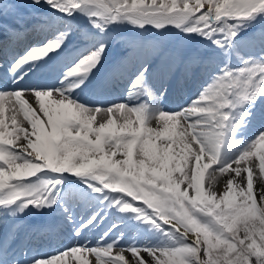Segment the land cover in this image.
<instances>
[{
  "label": "snow or ice",
  "instance_id": "6c2138e0",
  "mask_svg": "<svg viewBox=\"0 0 264 264\" xmlns=\"http://www.w3.org/2000/svg\"><path fill=\"white\" fill-rule=\"evenodd\" d=\"M42 3L57 16V27L8 60L12 87L0 88V264H70L69 256L79 264H264V187L254 192L253 184L257 161L264 175V128L251 141H233L264 100V27L249 32L264 24V0H31L28 7ZM24 10L17 0H0V16L14 17L11 25L0 23L7 40L30 30ZM78 18L82 25L73 23ZM122 25L151 27L159 35L125 36L117 31ZM171 28L224 57L196 98L174 112L145 101L158 99L154 78L179 83L199 62L159 39ZM114 41L127 54L106 62ZM239 45L250 49L246 56ZM3 52L8 55L7 43ZM233 53L238 67L231 64ZM56 58L65 60L57 85L25 83L32 69ZM90 77L98 90L114 78L127 79L135 103L105 108L103 101L96 107L81 102L76 89ZM152 120L158 127L149 125ZM233 143L238 147L222 163L221 150ZM117 154L123 159H114ZM212 165L211 172L230 177L219 193L202 184ZM69 191L90 209L79 220V201L70 203ZM32 209L62 211L77 244L51 258L30 257L28 238L10 230L6 218ZM101 224L106 228L95 247L79 243ZM127 230L137 238L113 256Z\"/></svg>",
  "mask_w": 264,
  "mask_h": 264
},
{
  "label": "bare ground",
  "instance_id": "6f19581e",
  "mask_svg": "<svg viewBox=\"0 0 264 264\" xmlns=\"http://www.w3.org/2000/svg\"><path fill=\"white\" fill-rule=\"evenodd\" d=\"M25 3L27 5H30L31 1H25ZM25 3H23V4H25ZM42 5H43V3L38 7H31V8L37 9L38 11L36 10V13L30 15L29 19H31V20L29 21V23H32L31 25H33L35 22V24L32 26L33 28L35 27L34 29H32L34 31L36 28L40 31L41 28H39V25H41L44 27V29H43L44 31H48V33H51V32H53L54 28L57 27V24L55 25V21L57 20V16L52 14V11L50 9H48V10L44 9L45 6L44 5L42 6ZM53 15H54V18H53ZM52 19H54V20H52ZM10 21H13V22L12 23L9 22L10 23V24L8 23L9 25L14 23V19H12ZM43 30H41V31H43ZM28 32L24 33L23 35H21L18 39L14 40V41L13 40L7 41V39H4V38H6L4 36V34L0 33V38H1L0 39V57L3 58V59H0V61H7L6 58L8 57V55H11L12 53L18 52V49L20 47L24 46V42L22 41V39L25 41H30V44L32 45L36 42V40L38 38H40V37L37 38L36 36H33L31 38L29 36ZM28 37H30V38H28ZM5 43H7V52H8L7 56H5L4 52H3V47H4ZM25 45H26L25 48H27L28 47L27 43ZM122 48L123 47H121V45L118 42L110 43L109 48L107 50L106 62H110L114 58H117L118 54H119V56L124 55V53L126 55L127 52H123ZM199 48H200L199 52H201V47L199 46ZM66 54H68V53H65V56H66ZM64 61H65L64 58H56L47 64H42L39 68H34V70H36L37 73L34 74V76L32 78V79H34L33 82H31L29 84L40 83V84L49 85V86L57 85L59 82V77H60L59 74H61V72H62L61 71L62 63ZM220 61H221L220 58L214 57V61L211 62L212 65L210 68L214 67L215 64L219 63ZM1 63H0V65H1ZM204 64H205V60H200L198 63L193 64V66H192L193 71L198 68L195 71V72H198V74H199L197 76V78H200L201 76L203 77L205 75L206 76L208 75V72H207L208 69H206L204 67ZM0 68H1V66H0ZM5 73L6 74H4V76L0 75V81L2 82L0 85L5 83V81H8V79H11L10 73H8V72H5ZM167 78H169L167 81L165 79L161 80L160 82L153 80L154 87L152 90H153L154 96L157 97L158 99L145 98V101L154 110L160 109V110H164V111L174 112V110L176 111V108H177V111H179L181 108L187 107L188 104L190 103V101L192 100V99H189V97L193 96V99H195L196 95H197V91L199 89H201V86L204 83L202 81L198 82L197 88H195L193 91L192 90L189 91L190 88H188V87L184 88V86L182 85L183 80L179 83L176 80L175 88H172L173 79H176V78H173V77H167ZM186 78H191V75L186 76L183 79H186ZM88 82H89V80L86 81L84 86H82L83 91H86V89H84V88H88V87H90L92 89V87L90 85H86ZM187 83L192 84V81L190 80ZM160 84L163 85L162 88H164V91L162 89H160V90L158 89L157 86H160ZM127 86H128L127 79H125V78H114L111 85L104 89L105 95H112V97H109V98L107 97L106 99L102 100L104 103L100 106L106 108V107L110 106V104L112 102H115V101L117 103H129L130 105L134 104L135 101L129 99L128 92H127ZM94 90L98 91V94H100V92H101V90H98V89H94ZM161 93H164L163 96H161ZM113 95H116V96H113ZM167 95H170V97H173V99L172 98L169 99L168 97H166V98H168L167 100H169V102H167L164 99L165 96H167ZM26 98L29 99L30 102H32L31 97H26ZM81 99H82L81 102H89L91 104V106H93V107L98 106V104L100 102V101H92V99H89V98H86V99L81 98ZM142 102H144V101H142ZM262 106L264 107V100H262V102L260 103V106H259V110H261L263 115H264V108H262ZM8 108H9V106L5 105V109H6L5 118H6L7 123L9 124V128L11 129V121H10V119H8V117H10L12 113L10 111H8ZM259 110H258V112H259ZM133 119H134V117H133ZM255 119H257V120H255ZM255 119H253V120L258 121L257 116ZM18 121H22L25 125L27 124L26 121H23L22 115L18 116ZM97 122H102V121H100L99 117H98ZM251 122H252V120H251ZM149 125L153 128L158 127V124L155 120L150 121ZM261 128H264V120L258 126H256L253 131L251 130V131L247 132L245 134V136H243L242 131H238L236 133V135L233 137V141H235V140L239 141L242 139L251 141V139H253L255 137V134L257 133V131ZM236 147H238V146L233 143V145L230 148H227V149L223 148L221 150L220 155H221V162L222 163L226 161L227 157L232 154V152L235 150ZM178 151H179V149H178ZM215 167H217V166L216 165L210 166L209 170H205V174L208 176V178L210 180L209 183H211V185H213L214 187L223 189L224 186H226L227 179H229L230 177H229L227 172H225V173H220L219 171L210 172L211 168H215ZM233 167H235V165H233ZM257 167L258 166L254 167L253 179H255L254 173L259 174L256 171ZM245 176H246V173H245ZM68 177L71 181L77 180V178L72 174H68ZM24 179L25 180H34L35 177H27ZM259 179H261V178H259ZM237 181H238V178H237ZM13 182H15V181H13ZM71 187L76 188V187H81V186L78 184H73V185H71ZM0 191H2V190H0ZM68 198H69L70 203H72L74 201H79V198L77 197V193L74 191H69ZM89 212H90V209L82 201H79L77 204V207L74 209V214H75L76 220H79L81 215L89 214ZM4 219H5L4 217H0V227H2V221ZM6 219L8 222L9 229L10 230L17 229L15 231H17L21 236H26L28 238V244H29V240H30L31 245L33 246V242L38 243V241L41 238H43L42 241L44 243L41 246V249H39V250H45L46 247L57 246V247L53 248V251L51 252V253H54V252H59L60 250L62 251L64 248H66L68 246L77 244V238L75 237V235L73 233L72 224L65 219L62 211H60V210L44 209L40 212H37L35 209H32L31 211L26 210L25 213H20L15 217L9 216ZM112 219H113V217H109L108 222H110ZM37 221H39V222L37 223ZM47 223H49L47 225L49 228L48 230H44L40 227V225H44ZM33 224H34V227H33V229H31ZM36 224L38 225L37 228H36ZM59 224L66 225L67 226V232H65V233L59 232L58 234L53 233L52 231ZM23 225H24V227H23ZM105 226H106V224H101L95 229L86 231L84 234L85 237L79 238V243L80 244L87 243L88 246L97 245V241L99 240V239H96L97 233L100 234L101 230ZM69 231H72V237L70 236L69 241H67L66 243L59 245L62 243V242L60 243V239L69 238ZM73 237H74V239H73ZM136 238H137V234L134 231L127 230L126 235L124 237V240L121 243L120 247L127 249V246ZM118 251H120V249L115 250V254ZM40 253H44V252H40ZM51 253L47 252V255L51 254ZM124 254L126 256V259L132 258L130 251L126 250ZM141 254L144 256L145 259H150V257H148L147 253L142 252ZM49 258H51V257H49ZM83 258L84 257H82V259ZM65 259L67 261H69L70 264H79V261L73 260L71 258V256L66 257ZM91 259L94 262L95 258L92 257Z\"/></svg>",
  "mask_w": 264,
  "mask_h": 264
},
{
  "label": "rangeland",
  "instance_id": "374dc122",
  "mask_svg": "<svg viewBox=\"0 0 264 264\" xmlns=\"http://www.w3.org/2000/svg\"><path fill=\"white\" fill-rule=\"evenodd\" d=\"M25 1H31V0H17V2H19V6H22L23 8H25V10H24V12H25V14L27 15V17H28V19L30 18V15L31 14H34V13H36V10L37 9H35V8H31V7H28V5L25 3ZM106 2H111V0H106ZM23 3H25V4H23ZM44 5V4H43ZM42 5V6H43ZM13 6H17V5H13ZM45 7H44V9H49L48 8V6L47 5H44ZM51 10V9H50ZM11 11V10H10ZM38 11V10H37ZM12 15H9L6 19H8L9 17H11ZM53 18H54V15H53ZM2 19H5L4 17H2V16H0V21H1V23H2ZM12 19H13V16H12ZM31 19H29V21H30ZM52 20H54V19H52ZM6 23H8V22H6ZM73 23L74 24H83L84 23V21H83V18H78L76 21H73ZM32 23H30V25H31ZM34 24H35V22H34ZM33 24V25H34ZM57 23H56V21H55V25H56ZM33 25H31V27H30V29L32 30V29H34L32 26ZM261 27H264V24H261V23H257V25L254 27V28H252V29H250L249 30V32L250 33H258L259 32V30H260V28ZM37 29V28H36ZM35 29V30H36ZM55 29H56V27L54 28V30H53V32L55 31ZM29 31V34L30 35H34V32H36V31H34V30H32V31ZM117 31L118 32H121L123 35H125V36H139V38H143L144 40H152L154 37H156V36H158L159 34L156 32V30L155 29H152L151 27H148V28H146V29H134V28H131V26L129 25H122V26H119V28L117 29ZM242 36H243V34H241ZM162 42H164V43H166V44H169V45H175V46H177L178 48H180L184 53H186V54H195L196 55V57L198 58V59H202V58H204V60H205V64H204V67L206 68V69H208V71L211 69L210 67H211V62L212 61H214V57L215 58H220L221 60H223L224 59V57L222 56V55H220L219 53H218V51L217 50H214L210 45H208V44H206V43H198L199 42V38L198 37H195V38H193L192 40H190V41H188V40H185V38L183 37V34L182 33H179L178 32V30L177 29H175V28H171V29H169L166 33H164V35L162 36V37H160L159 38ZM115 42V41H114ZM113 42V43H114ZM183 44V47L181 48V47H179V46H181ZM201 44V45H200ZM121 45V47H123L122 46V44H120ZM199 46L201 47V52L200 53H197L198 51H200V48H199ZM245 47H248V46H246V45H239L238 46V51L240 52V54L241 55H245L246 56V54L249 52L248 51V48H247V50H246V53L244 54L242 51H243V49H245ZM122 51L123 52H126L127 51V49H124V47L122 48ZM125 54V53H124ZM119 55V54H118ZM231 64L232 65H234V66H240V64H241V62H240V60L238 59V57H237V55L235 54V53H233V55H232V57H231ZM198 69V68H197ZM196 69V70H197ZM196 70H194L193 71V74L191 75V77H192V79H193V85H192V87L191 88H194L196 85H198V82H200V81H202V82H204V80H206V79H208V75L206 76H201L200 78H197V76L199 75L198 74V72H195ZM207 71V72H208ZM196 75V76H195ZM182 80H184V79H182ZM184 85V84H183ZM189 99H193V96L192 97H189ZM112 103H117L116 101L115 102H112ZM179 109V108H178ZM175 111V110H174ZM176 111H177V108H176ZM41 116H42V114H41ZM264 118L262 117V118H259L258 120L259 121H256V122H258L257 123V125L256 126H258L261 122H262V120H263ZM251 123H253V122H251ZM255 123V122H254ZM253 123V124H254ZM256 126H252V127H256ZM253 128V129H254ZM10 129V128H9ZM252 129V130H253ZM243 132H246L245 130L243 131ZM243 134V133H242ZM256 135V134H255ZM157 143H160V142H157ZM233 145V144H232ZM226 149L227 148H230V147H225ZM176 151H178V149L176 150ZM114 159H123V157L122 156H120L119 154H117V156L116 157H114ZM254 159V158H253ZM257 166H258V161H257ZM256 171L259 173V174H255L254 173V178L255 179H253V184H254V192H255V190H256V188L257 187H264V175H262L261 173H260V171H259V168L257 167V169H256ZM211 172V171H210ZM39 175V174H38ZM65 175H67L68 176V174H65ZM259 178H261V179H259ZM210 182V180H209V178H208V176L204 173V176H203V178H202V184H203V186L204 187H208L209 185H211V183H209ZM211 187L213 188V189H215L218 193L219 192H222L224 189H225V187L226 186H224V188L223 189H221V188H217V187H214L213 185H211ZM119 195H125V194H122V193H120ZM126 198H128V199H131L130 197H126ZM133 203L135 204V203H142V201H133ZM105 228H106V226L103 228V230L100 232L101 234H103V231L105 230ZM241 235H242V233H241ZM100 237V236H99ZM98 237V238H99ZM72 246V245H71ZM69 247V246H68ZM89 247H95V246H89ZM67 248V247H66ZM121 247L119 246V247H117V248H114L113 249V251L114 252H112V255H114L115 254V250H118V249H120ZM65 249V248H64ZM59 252H61V250L59 251ZM59 252H56V254L57 253H59ZM55 253V252H54ZM51 254H53V253H51ZM51 254H48L47 256H50ZM49 258V257H48Z\"/></svg>",
  "mask_w": 264,
  "mask_h": 264
}]
</instances>
